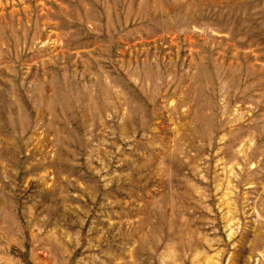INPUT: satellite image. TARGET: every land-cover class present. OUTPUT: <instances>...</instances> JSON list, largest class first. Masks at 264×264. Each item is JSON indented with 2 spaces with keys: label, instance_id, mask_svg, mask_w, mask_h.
<instances>
[{
  "label": "rangeland",
  "instance_id": "rangeland-1",
  "mask_svg": "<svg viewBox=\"0 0 264 264\" xmlns=\"http://www.w3.org/2000/svg\"><path fill=\"white\" fill-rule=\"evenodd\" d=\"M0 264H264V0H0Z\"/></svg>",
  "mask_w": 264,
  "mask_h": 264
}]
</instances>
